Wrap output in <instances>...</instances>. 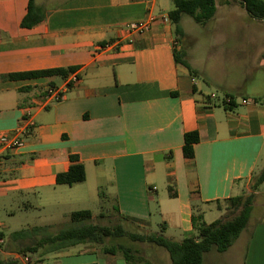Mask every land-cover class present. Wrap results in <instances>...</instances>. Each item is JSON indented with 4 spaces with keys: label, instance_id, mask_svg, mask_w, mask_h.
I'll list each match as a JSON object with an SVG mask.
<instances>
[{
    "label": "crops",
    "instance_id": "1",
    "mask_svg": "<svg viewBox=\"0 0 264 264\" xmlns=\"http://www.w3.org/2000/svg\"><path fill=\"white\" fill-rule=\"evenodd\" d=\"M28 3L0 0V139L27 129L21 147L7 152L1 161L0 211L10 216L20 212L26 219L44 208L45 197L61 187L69 189L63 191L71 204H81L80 192L91 171L95 191H111L103 196L112 202L108 207L119 219L149 227L159 218L162 232L169 233L165 238L181 242L197 237L192 218L200 216L210 224L222 215L218 204L248 191L264 162V78L259 90L242 93L237 100L231 91L236 86L218 84L197 50L196 65L192 54L184 55L196 77L176 64L173 26L165 20L172 10L168 0H33L43 18L24 28L21 22ZM215 5L214 26L227 30L231 41L236 25L225 16L232 9L224 2L226 15L221 18V8L216 1ZM150 17L154 21L147 31H127L128 24ZM183 17L180 26L185 36ZM260 27L251 30L253 37L248 39L253 62L264 70ZM59 68H75L80 82L65 92L63 101L25 117V110L43 100L49 87L64 89L69 75L17 81L2 77ZM200 80L233 97L234 103L226 106L223 99H211L215 93L205 91ZM241 99L257 100V105H242ZM188 133H196L197 142L192 154L185 155ZM70 156L83 165L85 180L56 185V175L71 165ZM162 184L167 186V199L156 200ZM103 207L101 202L97 215L90 211L93 219L102 216ZM83 210L88 209H77ZM25 221V227L13 233L21 235L7 239V226L0 221V260L125 264L120 255L105 254L92 244L51 253L37 248L31 253L45 226L34 225L29 218ZM156 248L147 247L151 264H157V257L162 259ZM203 264H264V200L252 205L248 223L232 246L223 253L204 254Z\"/></svg>",
    "mask_w": 264,
    "mask_h": 264
},
{
    "label": "rangeland",
    "instance_id": "2",
    "mask_svg": "<svg viewBox=\"0 0 264 264\" xmlns=\"http://www.w3.org/2000/svg\"><path fill=\"white\" fill-rule=\"evenodd\" d=\"M169 5L173 9V4L170 0ZM217 6L221 11V18L223 15H226L223 12L224 2L228 3L232 9L231 15H226L225 19L229 20L230 23L236 25V36L231 38L229 41L228 31L223 28H216L214 26V19L207 21L204 24H196L190 17H183V26L186 31V35L179 37L174 35L178 51L182 52L186 56V52L192 54L190 57L192 59L193 65H196V54L195 50L199 53L200 59L202 58V65L205 67V70L210 71L211 74H214L218 84L225 88L235 87L237 89H232V93L235 96L234 99L239 100L242 93L257 91L263 85L264 70L259 69L257 63L253 62V48L249 44V39L253 37L251 30L264 26V22L261 20L252 19L244 10L243 6L240 4L239 0H215ZM264 1V0H263ZM225 11V10H224ZM263 28L264 27H260ZM250 29V33L249 32ZM258 30V29H257ZM228 39L226 42L218 43L215 39ZM186 60V58H184ZM202 81H206L205 78H201ZM200 80V85L205 91L214 92L216 99L221 100L225 95L216 87H208ZM240 89V90H238ZM257 101V100H256ZM264 167V162L261 165L262 171ZM260 172H257L259 175ZM256 175L248 185V191H245L242 195L243 198L253 196L252 205L254 203H260L264 200V183L261 184L256 191L259 192V195H255L251 189V182L258 176ZM58 189L57 193H52L45 197V207L40 208L38 211L31 212L32 214L28 215L27 218L31 219V222L34 225H41L43 227L42 237L47 235H52L59 230L69 228L72 225L70 222L69 215L72 211H77V209H88L94 215H97L100 212L101 202L105 204L106 207L102 209V216L92 218L91 223L105 226L109 228H114L118 224H121L123 229L126 232V235L117 239H106L102 246L95 245L98 247L103 246H116L120 245L127 247L132 251H137L138 256L147 260V256L151 258V253L148 251L147 247L152 246L146 243H140L132 241L128 235H149L150 233L161 234L164 237L169 236V233L162 232V222L159 218H154L149 227L145 224L136 223V222H124L119 219L108 207L110 205L109 200L104 198L105 193H110L111 191H106L105 188H102L98 191H95L94 188V175L91 171L87 172V181L84 185V188L80 192L83 195L84 201L81 204H71L68 201L69 190L67 187H61ZM110 186H107L109 189ZM261 193V194H260ZM168 189L167 186L162 184L159 186L156 192V200L158 199H167ZM66 201V203H65ZM112 203V202H111ZM219 210L222 211L220 220L227 221L232 219L237 212L233 211L227 202H222L219 204ZM26 218V219H27ZM24 219V214L16 212L14 216H10L6 211H0V221L5 222L7 230L5 231L6 239L11 237L15 231L23 229L26 223ZM217 219V220H218ZM48 225V226H47ZM44 228L46 230H44ZM162 254V259L157 257V264H166L169 260L168 254L164 249L156 248Z\"/></svg>",
    "mask_w": 264,
    "mask_h": 264
},
{
    "label": "trees",
    "instance_id": "3",
    "mask_svg": "<svg viewBox=\"0 0 264 264\" xmlns=\"http://www.w3.org/2000/svg\"><path fill=\"white\" fill-rule=\"evenodd\" d=\"M173 9L168 12V20L173 26L174 35L182 37L183 30L180 26L182 16L190 17L196 24H204L213 19L216 13L215 0H171ZM246 13L255 20H264V2L262 0H239ZM39 10L34 6L33 0H29L27 14L21 22L24 28H30L42 20ZM176 64L186 69L192 76L197 72L190 67L184 59L182 52L174 53ZM75 68H59L51 70H40L26 73L9 74L2 80H26L42 77L56 76L66 78L75 72ZM197 142L196 133H188L184 136L183 152L185 155L192 154V145ZM71 165L68 170L59 173L55 177L56 185L72 186L85 180V171L75 156H70ZM264 183V168L261 173L251 182V189H256ZM171 191V188H169ZM253 196L243 198L232 197L227 202L237 214L230 220H215L205 224L200 216L192 218V225L197 232L196 238H185L181 242H173L161 234L150 233L149 235L131 234L128 237L135 242L146 243L157 248L164 249L171 264H203V256L211 250L218 253L227 251L240 233L245 229L252 209ZM218 204V202H217ZM219 209V204H218ZM73 226L57 231L52 235L43 236L35 243V247L29 252L35 253L36 249H44L46 253L55 252L64 248L81 244L101 245L106 239H117L126 235L121 224L114 228L99 226L91 223L92 214L88 210L75 211L69 216ZM124 222H134L129 218H121ZM44 230H46L44 228ZM21 233L13 234L12 237ZM105 254L120 255L125 264H151L148 260L138 256L137 251H132L120 245L101 247ZM0 264H8L0 260Z\"/></svg>",
    "mask_w": 264,
    "mask_h": 264
},
{
    "label": "built area",
    "instance_id": "4",
    "mask_svg": "<svg viewBox=\"0 0 264 264\" xmlns=\"http://www.w3.org/2000/svg\"><path fill=\"white\" fill-rule=\"evenodd\" d=\"M165 20H168V17H166ZM154 21V18L150 17L149 19L145 21L140 22H134L130 23L126 26V29L129 33H141L145 32L149 29L151 22ZM80 82L79 76L74 72L69 74L67 82L64 86V89H58L54 87H49L45 95L43 97V100H40L39 102L35 103L33 106L28 107L25 112L24 116L29 118L31 117L32 113L36 110H40L43 108H46L50 103H58L64 100L65 92L70 89L71 87L76 86ZM211 99H216L215 95H210ZM224 105L231 106L234 103V99L231 96H224L223 98ZM240 104L242 105H257V101L253 99H241ZM27 129L18 130L15 132L13 136H6L2 137L0 139V165L1 161L4 157V155L9 151L17 150L19 147H21L22 142L21 138L26 133ZM2 238L0 237V246L2 245ZM25 262H29L28 258H25Z\"/></svg>",
    "mask_w": 264,
    "mask_h": 264
}]
</instances>
